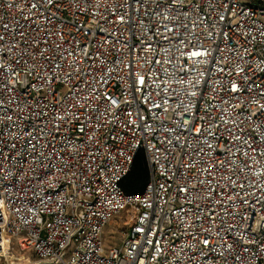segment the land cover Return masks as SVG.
<instances>
[{"label": "built area", "instance_id": "built-area-1", "mask_svg": "<svg viewBox=\"0 0 264 264\" xmlns=\"http://www.w3.org/2000/svg\"><path fill=\"white\" fill-rule=\"evenodd\" d=\"M4 240L29 264H264V0H0Z\"/></svg>", "mask_w": 264, "mask_h": 264}, {"label": "trees", "instance_id": "trees-1", "mask_svg": "<svg viewBox=\"0 0 264 264\" xmlns=\"http://www.w3.org/2000/svg\"><path fill=\"white\" fill-rule=\"evenodd\" d=\"M147 178L148 173L144 157L138 154L129 172L122 179L120 186L125 193H140L146 184Z\"/></svg>", "mask_w": 264, "mask_h": 264}, {"label": "rangeland", "instance_id": "rangeland-1", "mask_svg": "<svg viewBox=\"0 0 264 264\" xmlns=\"http://www.w3.org/2000/svg\"><path fill=\"white\" fill-rule=\"evenodd\" d=\"M103 236L105 238V247L107 248L109 245L119 244L121 240L120 230L113 228L112 226H107L104 230ZM10 256L11 260L14 264H29V261L33 259L31 252L28 251H20L19 248L16 246L15 241L10 245ZM5 260L3 257L0 258V264H5Z\"/></svg>", "mask_w": 264, "mask_h": 264}, {"label": "bare ground", "instance_id": "bare-ground-1", "mask_svg": "<svg viewBox=\"0 0 264 264\" xmlns=\"http://www.w3.org/2000/svg\"><path fill=\"white\" fill-rule=\"evenodd\" d=\"M8 246H9V242L7 240H4L2 250L0 251V253L2 254L1 256L3 257L5 262H7L5 264H14V262L11 260V256H10L11 254H10V250H8L9 249Z\"/></svg>", "mask_w": 264, "mask_h": 264}]
</instances>
